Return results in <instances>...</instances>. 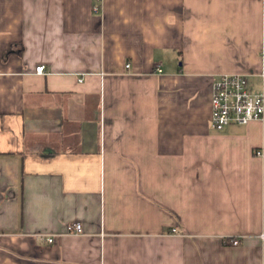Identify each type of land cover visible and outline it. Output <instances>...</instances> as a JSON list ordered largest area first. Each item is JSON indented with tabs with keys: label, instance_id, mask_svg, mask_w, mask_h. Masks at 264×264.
<instances>
[{
	"label": "crops",
	"instance_id": "0c3cea01",
	"mask_svg": "<svg viewBox=\"0 0 264 264\" xmlns=\"http://www.w3.org/2000/svg\"><path fill=\"white\" fill-rule=\"evenodd\" d=\"M223 73L264 92V0H0V264H264V120L211 126Z\"/></svg>",
	"mask_w": 264,
	"mask_h": 264
},
{
	"label": "built area",
	"instance_id": "2783aa9c",
	"mask_svg": "<svg viewBox=\"0 0 264 264\" xmlns=\"http://www.w3.org/2000/svg\"><path fill=\"white\" fill-rule=\"evenodd\" d=\"M94 8L95 11L100 10L99 5H95ZM129 66L130 63H127L126 67ZM157 72H162V69L158 68ZM36 73L45 74V65L37 66ZM257 120H264V92L251 91L245 74L223 73L219 75L212 86L211 126L221 130L231 124H249ZM82 231L83 227L80 222H74L68 227L69 233L79 234ZM231 241L233 245L239 243L237 238H232ZM48 242L52 243L53 238H49Z\"/></svg>",
	"mask_w": 264,
	"mask_h": 264
}]
</instances>
